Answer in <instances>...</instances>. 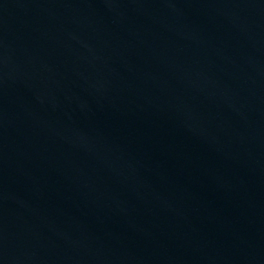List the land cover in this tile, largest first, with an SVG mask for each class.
Returning <instances> with one entry per match:
<instances>
[{
	"label": "water",
	"instance_id": "1",
	"mask_svg": "<svg viewBox=\"0 0 264 264\" xmlns=\"http://www.w3.org/2000/svg\"><path fill=\"white\" fill-rule=\"evenodd\" d=\"M0 264H264V0H0Z\"/></svg>",
	"mask_w": 264,
	"mask_h": 264
}]
</instances>
